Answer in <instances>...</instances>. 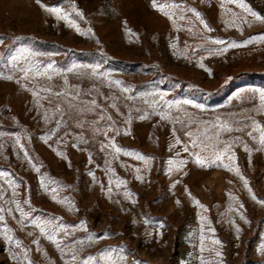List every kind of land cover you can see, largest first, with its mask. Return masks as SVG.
<instances>
[{
	"label": "rangeland",
	"instance_id": "1",
	"mask_svg": "<svg viewBox=\"0 0 264 264\" xmlns=\"http://www.w3.org/2000/svg\"><path fill=\"white\" fill-rule=\"evenodd\" d=\"M240 2L0 0V264H264V0Z\"/></svg>",
	"mask_w": 264,
	"mask_h": 264
},
{
	"label": "snow or ice",
	"instance_id": "2",
	"mask_svg": "<svg viewBox=\"0 0 264 264\" xmlns=\"http://www.w3.org/2000/svg\"><path fill=\"white\" fill-rule=\"evenodd\" d=\"M36 2L46 12L55 15L58 19H67V16L65 14H63V10L61 8L54 7V6L53 7L46 6V5H44V4L41 3V0H36ZM229 2H235V0H229ZM153 7L158 8V10H160V11H164L166 8H177V7H179V5H175V4H157V0H153ZM240 7L246 9V5L243 4L242 0L240 2ZM248 11H250V10H248ZM250 14L257 21L264 22V17H261V16L257 15L255 12H250ZM165 15H169V13L165 12ZM195 15L197 16V18H199V13H195ZM170 18H171V16H170ZM201 23H203L202 20H201ZM205 27H207V25H205ZM216 43H222V42L221 41H216ZM47 67L48 68H52V65L49 64V65H47ZM30 71H32V70L31 69H25L24 70V78L25 79H27L28 73ZM6 78L7 79H12L11 76H8ZM259 95H260L261 105H262V107H264V91H261L259 93ZM185 103H187V101H185ZM162 118H166V117H162ZM254 131H258L259 132V143L261 145H264V128H260L259 126H256L254 128ZM188 135L191 136L192 133H188ZM249 135H252V133H249ZM177 142L179 143V141H177ZM17 143H19V141H17ZM193 144H195V141L193 142ZM112 146H113V148H115V151L116 152H120L121 151V149L115 147L114 144ZM230 147H231L230 145L229 146H226L225 149L223 150V152L217 153L216 154V159L217 160H220L226 153H228L230 151ZM184 150L185 151H188L187 147H185ZM245 150L246 151L249 150L247 148V146H245ZM137 158L138 159H144L143 157H137ZM196 162L198 164H201V165H203V163H204V161L199 156H197ZM145 163L146 164L148 163V161L146 159H145ZM170 163H172V162L170 161ZM229 170H232V169L229 168ZM37 171H39V169H37ZM236 173L239 174V170L238 169H236ZM3 175H7V173L0 172V176H3ZM241 179H243V177H241ZM122 183H124V181H118L117 186H119V184H122ZM244 183H245V187H247V181L246 180H244ZM53 191H55V189H53ZM109 191H111V189H109ZM249 191L251 192V189H249ZM252 198L254 200H256L255 195H253ZM257 202L258 203H261V204H264V201H257ZM197 204H199L198 201H197ZM200 207H203V205H200ZM241 207H242V205H241ZM0 211H3V209H0ZM241 218L243 219V217H241ZM3 219H4V217L3 216H0V221H2ZM33 223L35 224L36 227H38L40 229V232L41 233H45V229L51 224L50 221H46L44 223H40V222H37V221H33ZM7 231L8 230H5V233H4L5 239L8 240V241H10V242H12V239L13 238L10 235L7 234ZM237 231H239V229H237ZM48 238L50 240H52L54 243H56V245H57L58 248L60 247L59 242L56 241V239H55V237L53 235H49ZM203 240H204V237L201 236V252L206 251V250L207 251H214L216 256H220V252L218 250H216V249H207L205 247L204 243H203ZM15 244H16L17 247H20V241L16 240L15 241ZM212 244L219 245L220 244V241L219 240H212ZM61 251H63V249H61ZM261 251H264V246H261ZM24 259L27 260V251L24 252ZM124 259H125V257L123 255H119V260L120 261H123ZM72 260L73 261L77 260V254H76L75 251H73ZM98 260L105 261V264H118L117 260L113 257V250H107V251L101 253V255H100L99 258H97V257H89L87 260H85L83 262V264H93L94 261H98ZM29 264H30V262H29ZM201 264H212V262L211 261H207L204 258H201Z\"/></svg>",
	"mask_w": 264,
	"mask_h": 264
}]
</instances>
